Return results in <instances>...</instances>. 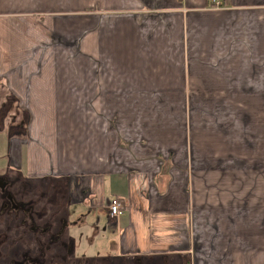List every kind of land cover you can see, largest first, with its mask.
Masks as SVG:
<instances>
[{"label":"crops","instance_id":"0c3cea01","mask_svg":"<svg viewBox=\"0 0 264 264\" xmlns=\"http://www.w3.org/2000/svg\"><path fill=\"white\" fill-rule=\"evenodd\" d=\"M222 1L0 0L1 263L264 264V0Z\"/></svg>","mask_w":264,"mask_h":264},{"label":"rangeland","instance_id":"374dc122","mask_svg":"<svg viewBox=\"0 0 264 264\" xmlns=\"http://www.w3.org/2000/svg\"><path fill=\"white\" fill-rule=\"evenodd\" d=\"M28 25H31V24L28 23ZM18 84H19V82H18L17 77H0V130H2V131H0V152L3 151L1 139H6V141H5V144H6L8 142L7 138L9 139V137H10V136H8L9 132L6 130L3 131V129H7L6 127H8V129H9V127L18 123L23 117L25 118V120L28 119V118L26 119V117H29L25 113L22 112L23 110H22L21 104L19 106V111L16 112V105H19V104L17 103L16 99L13 96H10L11 91H9V86H13V88L16 89V86ZM77 84H79V82H77ZM9 97H12V98H9ZM75 99L79 100L77 97L73 96V100H75ZM20 109L22 111H20ZM24 111H26V110L24 109ZM19 112H21L20 117H19ZM263 191H264V189H263ZM261 196H262V193L260 194V197ZM76 218L77 217H74L71 220H75ZM66 222H68V221H66ZM76 222H78L77 219H76ZM104 225H106V221H105ZM77 226H78L77 228L80 229L81 226H79V225H77ZM62 228H63V232H64V230L69 229L70 226L68 228V226H65V224H64ZM63 232L61 231L60 235H62ZM58 243L59 244H58L57 248L59 250V252H58L59 256L56 258V261L53 264H65L64 263V260L66 259L65 250H67V248L73 250V243H72V241H70V239H66V235L64 237H62L61 240H58ZM70 244L72 245V248H71V246H69ZM79 252L80 251L77 250L76 254H79ZM73 255L74 254H72L71 257ZM67 260L69 261L68 258H67ZM86 262H87V264L99 263L97 259H95V261H94L93 258H88V259L85 258L83 264H85ZM103 264H105V263H103Z\"/></svg>","mask_w":264,"mask_h":264},{"label":"built area","instance_id":"2783aa9c","mask_svg":"<svg viewBox=\"0 0 264 264\" xmlns=\"http://www.w3.org/2000/svg\"><path fill=\"white\" fill-rule=\"evenodd\" d=\"M209 4L212 7H219L223 5L222 0H209ZM126 206L119 197H113L108 202V214L111 218H116L125 213Z\"/></svg>","mask_w":264,"mask_h":264},{"label":"flooded vegetation","instance_id":"af4514ba","mask_svg":"<svg viewBox=\"0 0 264 264\" xmlns=\"http://www.w3.org/2000/svg\"><path fill=\"white\" fill-rule=\"evenodd\" d=\"M0 210H1V208H0ZM1 212V211H0ZM77 221L79 222V219H77ZM80 221H81V218H80ZM78 222H76V220L74 221V223H70V221H68V222H66V223H64L65 224V226H68V228H69V226H70V228L72 227L71 225H73V224H77ZM24 223H26V222H24ZM21 224H23V223H21ZM21 226V225H20ZM20 226H17V225H15L13 228H14V232H16L17 230H18V228H21ZM30 230H31V228H30ZM14 235V234H13ZM10 239H12V237L10 238ZM19 240H17L16 242H18ZM0 243H1V237H0ZM69 246H71V248H72V245L70 244ZM1 251V250H0ZM66 253H65V257H66V259L64 260V263L65 264H83L84 263V260H85V258L86 257H79V258H73V257H70L71 255H72V253H73V250L72 249H68L67 248V250L65 251ZM59 255L58 254H55L54 256H53V258H52V260H51V262L52 263H55V261H56V258L58 257ZM0 257H2V254H1V252H0ZM67 258L69 259V261L67 260ZM1 261V260H0ZM0 264H3V263H1L0 262ZM85 264H87V262L85 263Z\"/></svg>","mask_w":264,"mask_h":264}]
</instances>
